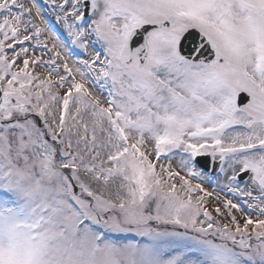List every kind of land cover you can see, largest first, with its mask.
<instances>
[{
    "label": "snow or ice",
    "instance_id": "6c2138e0",
    "mask_svg": "<svg viewBox=\"0 0 264 264\" xmlns=\"http://www.w3.org/2000/svg\"><path fill=\"white\" fill-rule=\"evenodd\" d=\"M0 264H264V0H0Z\"/></svg>",
    "mask_w": 264,
    "mask_h": 264
},
{
    "label": "rangeland",
    "instance_id": "374dc122",
    "mask_svg": "<svg viewBox=\"0 0 264 264\" xmlns=\"http://www.w3.org/2000/svg\"><path fill=\"white\" fill-rule=\"evenodd\" d=\"M205 186L208 188L209 191H212V185L211 184H206ZM238 218H239V215H238ZM241 223H243V220H241Z\"/></svg>",
    "mask_w": 264,
    "mask_h": 264
},
{
    "label": "water",
    "instance_id": "95a60500",
    "mask_svg": "<svg viewBox=\"0 0 264 264\" xmlns=\"http://www.w3.org/2000/svg\"><path fill=\"white\" fill-rule=\"evenodd\" d=\"M204 159H206V158H200L201 163H203Z\"/></svg>",
    "mask_w": 264,
    "mask_h": 264
}]
</instances>
